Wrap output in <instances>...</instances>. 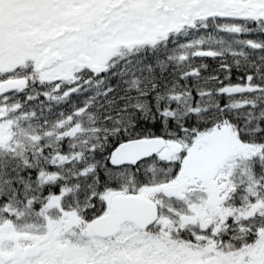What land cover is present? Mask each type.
<instances>
[{
	"label": "snow or ice",
	"instance_id": "obj_1",
	"mask_svg": "<svg viewBox=\"0 0 264 264\" xmlns=\"http://www.w3.org/2000/svg\"><path fill=\"white\" fill-rule=\"evenodd\" d=\"M0 264H264V0H0Z\"/></svg>",
	"mask_w": 264,
	"mask_h": 264
}]
</instances>
